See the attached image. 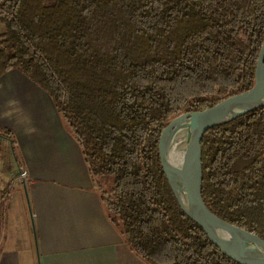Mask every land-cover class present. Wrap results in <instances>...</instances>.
<instances>
[{"label":"trees","instance_id":"1","mask_svg":"<svg viewBox=\"0 0 264 264\" xmlns=\"http://www.w3.org/2000/svg\"><path fill=\"white\" fill-rule=\"evenodd\" d=\"M0 23V77L18 69L50 95L129 248L148 264H238L181 209L159 139L253 86L264 0H0ZM201 147L206 205L264 239V107Z\"/></svg>","mask_w":264,"mask_h":264},{"label":"crops","instance_id":"2","mask_svg":"<svg viewBox=\"0 0 264 264\" xmlns=\"http://www.w3.org/2000/svg\"><path fill=\"white\" fill-rule=\"evenodd\" d=\"M17 169L28 176L13 183ZM8 198L17 207L27 198L29 208L15 238L3 239L0 213V264H148L107 218L50 95L18 69L0 77V212Z\"/></svg>","mask_w":264,"mask_h":264},{"label":"water","instance_id":"3","mask_svg":"<svg viewBox=\"0 0 264 264\" xmlns=\"http://www.w3.org/2000/svg\"><path fill=\"white\" fill-rule=\"evenodd\" d=\"M264 107V41L253 86L207 109L181 114L162 130L159 156L183 212L196 222L220 251L238 264H264V239L213 213L202 196L201 142L212 127Z\"/></svg>","mask_w":264,"mask_h":264},{"label":"rangeland","instance_id":"4","mask_svg":"<svg viewBox=\"0 0 264 264\" xmlns=\"http://www.w3.org/2000/svg\"><path fill=\"white\" fill-rule=\"evenodd\" d=\"M4 32V25H2L0 23V40L2 39V34ZM105 180L102 181L103 185H104V189H109L112 186V181H110L109 179L104 178ZM17 181L15 180V178H13V183H16ZM19 192H21V189H18ZM22 195V192H21ZM11 203H10V198H8L7 203L5 204L4 209L0 212L1 214H3V239H4V233L5 231H8V233H13L14 238L16 237V235L20 234L17 231H21L20 228V224L21 226L23 225V221L21 219L22 215H23V208L25 210H27L28 206V201L27 198H20V201L18 200V207L16 206V198H12L11 199ZM22 205V207H21ZM8 225L7 228H5ZM10 235V234H9ZM21 236V235H20ZM23 236V235H22ZM26 239V238H25ZM24 239V240H25ZM26 252H22L23 254V259L25 260V255ZM20 264H26V261H23V263Z\"/></svg>","mask_w":264,"mask_h":264},{"label":"built area","instance_id":"5","mask_svg":"<svg viewBox=\"0 0 264 264\" xmlns=\"http://www.w3.org/2000/svg\"><path fill=\"white\" fill-rule=\"evenodd\" d=\"M28 176V171L25 169H17L13 171V178L19 183Z\"/></svg>","mask_w":264,"mask_h":264}]
</instances>
